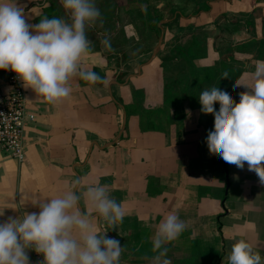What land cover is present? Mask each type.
Masks as SVG:
<instances>
[{
  "label": "crops",
  "instance_id": "0c3cea01",
  "mask_svg": "<svg viewBox=\"0 0 264 264\" xmlns=\"http://www.w3.org/2000/svg\"><path fill=\"white\" fill-rule=\"evenodd\" d=\"M119 2H110L112 17L101 14L86 27L91 50L81 68L99 81L73 77L70 96L58 104L23 87L34 120L24 129L23 162L0 154V222L38 211L33 197L75 190L93 227L119 240L120 264H152V237L170 211L187 225L165 245L172 264H228L239 239L264 259V183L246 164L239 169L209 151L214 113H202L198 101L212 86L228 88L235 102L251 89L247 74L264 60V0H163V8L155 6L160 0ZM19 3L30 24L45 16L70 22L62 0ZM154 16L160 20L152 26ZM105 37L114 51L104 48ZM97 182L121 204L122 222L108 224L87 201ZM28 255L40 264L41 256Z\"/></svg>",
  "mask_w": 264,
  "mask_h": 264
},
{
  "label": "clouds",
  "instance_id": "9594fccd",
  "mask_svg": "<svg viewBox=\"0 0 264 264\" xmlns=\"http://www.w3.org/2000/svg\"><path fill=\"white\" fill-rule=\"evenodd\" d=\"M62 5L70 22L45 16L30 24L19 0H0V71L14 73L25 89L49 104L70 96L73 77L89 83L101 79L94 71L82 70L80 63L91 50L86 27L101 16L95 0H62ZM155 6L163 8V0ZM140 7L147 11V4ZM101 43L114 51L107 37ZM247 75L253 83L250 90L245 86L248 91L239 94V102L228 88L215 86L203 89L198 101L202 113H214L206 136L209 151L218 152L239 169L246 164L264 183V60H256L255 70ZM84 196L108 224L122 222L125 212L106 186L90 185ZM79 200L75 190L44 200L36 196L32 205H38V211L0 222V264H31L29 250L42 257L40 264H120L123 249L119 240L93 227L94 217L80 210ZM186 227L177 211L164 215L152 237L156 253L152 264H172L165 245ZM227 259L228 264H264L261 254L245 239L231 246Z\"/></svg>",
  "mask_w": 264,
  "mask_h": 264
},
{
  "label": "built area",
  "instance_id": "2783aa9c",
  "mask_svg": "<svg viewBox=\"0 0 264 264\" xmlns=\"http://www.w3.org/2000/svg\"><path fill=\"white\" fill-rule=\"evenodd\" d=\"M6 83L0 87V154L17 163L24 160L23 134L34 116L26 111L24 91L15 74L1 71Z\"/></svg>",
  "mask_w": 264,
  "mask_h": 264
},
{
  "label": "rangeland",
  "instance_id": "374dc122",
  "mask_svg": "<svg viewBox=\"0 0 264 264\" xmlns=\"http://www.w3.org/2000/svg\"><path fill=\"white\" fill-rule=\"evenodd\" d=\"M47 1L48 0H46V2ZM101 1H96V4L98 6H101L102 7L101 8V14H102L103 19H105L104 17H106V16L112 17L113 16V12L116 10V7L113 4L114 2L113 3H110V2H112V0H101ZM114 1H117V0H114ZM119 1L120 2L118 3V6H126V5H129V1L130 0H119ZM101 30L103 31V28L102 27H100L98 29V31H101Z\"/></svg>",
  "mask_w": 264,
  "mask_h": 264
},
{
  "label": "trees",
  "instance_id": "16d2710c",
  "mask_svg": "<svg viewBox=\"0 0 264 264\" xmlns=\"http://www.w3.org/2000/svg\"><path fill=\"white\" fill-rule=\"evenodd\" d=\"M159 20L160 19L157 18V16H154L153 19H152V23H151L152 26H155ZM125 76H126L125 74L121 75L122 78H124Z\"/></svg>",
  "mask_w": 264,
  "mask_h": 264
},
{
  "label": "water",
  "instance_id": "95a60500",
  "mask_svg": "<svg viewBox=\"0 0 264 264\" xmlns=\"http://www.w3.org/2000/svg\"><path fill=\"white\" fill-rule=\"evenodd\" d=\"M161 41H162V37L159 38V40H158V45H157V47H156V49H155L153 55H155V54L159 51ZM123 128H124V126H123ZM122 130H123V129H122Z\"/></svg>",
  "mask_w": 264,
  "mask_h": 264
}]
</instances>
